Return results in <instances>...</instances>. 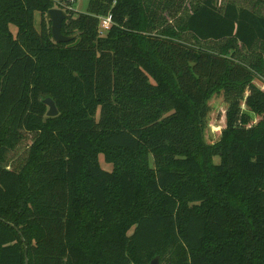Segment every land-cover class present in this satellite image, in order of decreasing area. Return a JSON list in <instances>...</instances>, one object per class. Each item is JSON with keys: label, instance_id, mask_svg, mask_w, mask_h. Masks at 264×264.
<instances>
[{"label": "trees", "instance_id": "16d2710c", "mask_svg": "<svg viewBox=\"0 0 264 264\" xmlns=\"http://www.w3.org/2000/svg\"><path fill=\"white\" fill-rule=\"evenodd\" d=\"M64 4L76 38L56 44L52 0H0V264H264V56L236 53L264 49V15L218 0ZM219 95L225 125L207 140Z\"/></svg>", "mask_w": 264, "mask_h": 264}, {"label": "rangeland", "instance_id": "374dc122", "mask_svg": "<svg viewBox=\"0 0 264 264\" xmlns=\"http://www.w3.org/2000/svg\"><path fill=\"white\" fill-rule=\"evenodd\" d=\"M54 3V8H59L61 4H64L63 0H52ZM220 2H222L223 4L231 1L234 2L236 4H238L239 6H243V7H248L251 8L252 10H255L257 12H259L260 14L264 15V2H262L261 0H218ZM90 0H76L73 5L71 6L73 8V11L76 13H81V14H85L88 11V6H89ZM64 6H66V3L62 6L64 8ZM64 11H66V9H63ZM185 12L183 11V14ZM47 18V17H46ZM40 22H41V14L40 13H36L35 14V26L37 29L40 28ZM50 25V24H49ZM51 27V25H50ZM10 30L12 31V33L14 35L17 34L18 29L14 26L11 25L10 26ZM185 39L188 40L191 43H195V40L190 36V35H185ZM202 47L210 50V51H217L219 52L220 47L224 44V42H220V43H200ZM263 48L262 47H258L256 50H254L253 52L249 53L247 51H245L242 48H238L237 49V56L239 57V59H241L242 61H244L247 64H251V63H255L257 62V59H259L260 57L264 56L263 53ZM263 76V80H264V73L262 74ZM263 80H259L256 84L259 85L260 87L263 86L262 83H264ZM226 104H225V100L223 95H219L217 97H215L211 103H210V113H209V117H208V129H207V140H215V132L220 131L224 125H225V111H226ZM32 144V142L30 140L25 141L22 146L19 149V153L20 154H25L27 151V148ZM100 163L101 166L105 169H112L113 167L109 164H106V162L104 161V157L101 155L100 156ZM215 162L219 163L220 162V158L216 157L215 158ZM166 264V263H163Z\"/></svg>", "mask_w": 264, "mask_h": 264}, {"label": "water", "instance_id": "95a60500", "mask_svg": "<svg viewBox=\"0 0 264 264\" xmlns=\"http://www.w3.org/2000/svg\"><path fill=\"white\" fill-rule=\"evenodd\" d=\"M46 17L47 21L51 23L52 40L54 43H69L76 38V35L66 36L62 33L63 23L68 18L67 11L53 8L48 11ZM44 104L48 107V117L58 116L59 111L53 99H45ZM26 264H29L28 258L26 259ZM150 264H162L160 257L154 258Z\"/></svg>", "mask_w": 264, "mask_h": 264}, {"label": "built area", "instance_id": "2783aa9c", "mask_svg": "<svg viewBox=\"0 0 264 264\" xmlns=\"http://www.w3.org/2000/svg\"><path fill=\"white\" fill-rule=\"evenodd\" d=\"M68 1H69V3L73 4L76 0H68ZM65 7H70V6H65ZM70 8H72V7H70ZM112 23H113V19H112L111 15H108L107 17L101 18L100 27H99V33L101 36L105 35L110 30V28L112 27Z\"/></svg>", "mask_w": 264, "mask_h": 264}]
</instances>
